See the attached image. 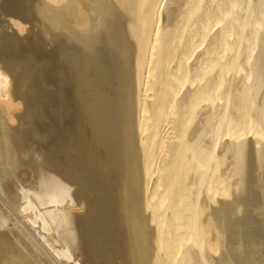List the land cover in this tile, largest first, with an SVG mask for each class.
I'll list each match as a JSON object with an SVG mask.
<instances>
[{
	"label": "bare ground",
	"instance_id": "bare-ground-1",
	"mask_svg": "<svg viewBox=\"0 0 264 264\" xmlns=\"http://www.w3.org/2000/svg\"><path fill=\"white\" fill-rule=\"evenodd\" d=\"M248 142L264 0H0V264H216Z\"/></svg>",
	"mask_w": 264,
	"mask_h": 264
},
{
	"label": "water",
	"instance_id": "water-1",
	"mask_svg": "<svg viewBox=\"0 0 264 264\" xmlns=\"http://www.w3.org/2000/svg\"><path fill=\"white\" fill-rule=\"evenodd\" d=\"M257 178L254 144L248 142L243 192L222 207L223 240L216 264H264V207Z\"/></svg>",
	"mask_w": 264,
	"mask_h": 264
},
{
	"label": "rangeland",
	"instance_id": "rangeland-1",
	"mask_svg": "<svg viewBox=\"0 0 264 264\" xmlns=\"http://www.w3.org/2000/svg\"><path fill=\"white\" fill-rule=\"evenodd\" d=\"M29 25V24H28ZM27 24H26V26H25V29H26V32H24L23 33V35H25L27 32H30L31 31V28H30V26H28ZM27 28H29V29H27ZM29 30V31H28Z\"/></svg>",
	"mask_w": 264,
	"mask_h": 264
}]
</instances>
